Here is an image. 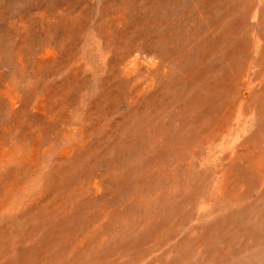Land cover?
<instances>
[{"label":"rangeland","instance_id":"374dc122","mask_svg":"<svg viewBox=\"0 0 264 264\" xmlns=\"http://www.w3.org/2000/svg\"><path fill=\"white\" fill-rule=\"evenodd\" d=\"M0 264H264V0H0Z\"/></svg>","mask_w":264,"mask_h":264},{"label":"bare ground","instance_id":"6f19581e","mask_svg":"<svg viewBox=\"0 0 264 264\" xmlns=\"http://www.w3.org/2000/svg\"><path fill=\"white\" fill-rule=\"evenodd\" d=\"M133 65V64H132ZM132 67V66H131Z\"/></svg>","mask_w":264,"mask_h":264}]
</instances>
